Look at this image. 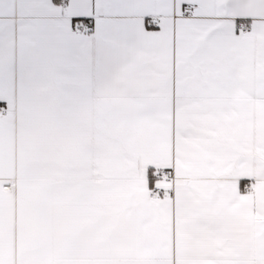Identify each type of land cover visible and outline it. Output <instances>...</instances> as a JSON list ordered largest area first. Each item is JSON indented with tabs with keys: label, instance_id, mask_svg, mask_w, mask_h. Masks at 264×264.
Here are the masks:
<instances>
[{
	"label": "snow or ice",
	"instance_id": "6c2138e0",
	"mask_svg": "<svg viewBox=\"0 0 264 264\" xmlns=\"http://www.w3.org/2000/svg\"><path fill=\"white\" fill-rule=\"evenodd\" d=\"M0 264H264V0H0Z\"/></svg>",
	"mask_w": 264,
	"mask_h": 264
}]
</instances>
